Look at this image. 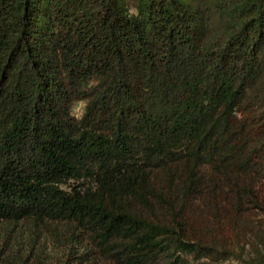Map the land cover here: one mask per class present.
Wrapping results in <instances>:
<instances>
[{
  "label": "trees",
  "instance_id": "obj_1",
  "mask_svg": "<svg viewBox=\"0 0 264 264\" xmlns=\"http://www.w3.org/2000/svg\"><path fill=\"white\" fill-rule=\"evenodd\" d=\"M0 227V264H264V0H0Z\"/></svg>",
  "mask_w": 264,
  "mask_h": 264
},
{
  "label": "rangeland",
  "instance_id": "obj_2",
  "mask_svg": "<svg viewBox=\"0 0 264 264\" xmlns=\"http://www.w3.org/2000/svg\"><path fill=\"white\" fill-rule=\"evenodd\" d=\"M82 108H83V103H77L75 106H74V114L75 115H80L82 113ZM1 231H2V228L0 227ZM16 230L13 231V233L15 234ZM26 238V237H24ZM221 264H240L239 262L235 261V260H229V261H226V262H223Z\"/></svg>",
  "mask_w": 264,
  "mask_h": 264
}]
</instances>
